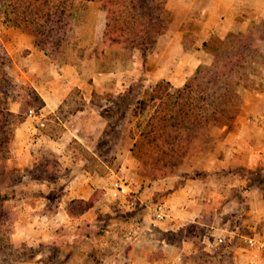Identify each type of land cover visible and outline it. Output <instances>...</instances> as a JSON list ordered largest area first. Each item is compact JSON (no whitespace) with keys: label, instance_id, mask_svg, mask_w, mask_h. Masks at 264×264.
Here are the masks:
<instances>
[{"label":"rangeland","instance_id":"374dc122","mask_svg":"<svg viewBox=\"0 0 264 264\" xmlns=\"http://www.w3.org/2000/svg\"><path fill=\"white\" fill-rule=\"evenodd\" d=\"M137 1L133 13L147 15L149 37L142 45L105 41L103 4L75 0L65 45L53 56L36 47L26 32L7 24L0 11V62L7 76H0V111L7 108L11 123L25 125L23 137H17L21 124L16 127L0 165L5 177L0 196L7 198L5 211L14 220L12 233L0 240V264H63L70 256L59 245L12 236L29 206L48 216L66 201L70 180H85L84 175L101 178L96 200L101 210L113 213L115 222L124 224L147 206L153 222H160L157 209L165 219L169 195L203 178L205 168L223 155L221 143L245 145L253 140L242 128L260 125V118L245 112L249 98L244 94L250 97L261 90L254 78L264 68V0H255L254 12L245 9L244 14L252 16L248 19H254L243 29L247 46L233 31H207L208 14L215 25L233 0ZM252 42L256 48L249 49ZM204 43L218 53L210 56ZM249 59L252 69L246 76L243 68ZM198 66L202 74L197 75ZM217 69L222 71L219 76ZM216 78L222 79L219 85L213 83ZM191 81L194 87L188 92L184 86ZM24 143L30 154L26 151L17 160L15 150ZM258 161L232 169L239 184L227 177L230 168L214 166L220 169L211 175L213 190L204 219L157 234L175 248L176 264L262 262L264 254L245 242L264 239V167ZM115 183L120 186L118 199L111 196ZM179 199L185 201L183 195ZM90 204L76 202L73 207ZM152 223L151 233L157 228ZM101 230L97 231L102 234ZM218 238L226 244L215 246ZM119 241L125 245L123 238ZM105 254L77 264H123L118 263L122 258L104 262Z\"/></svg>","mask_w":264,"mask_h":264},{"label":"crops","instance_id":"0c3cea01","mask_svg":"<svg viewBox=\"0 0 264 264\" xmlns=\"http://www.w3.org/2000/svg\"><path fill=\"white\" fill-rule=\"evenodd\" d=\"M228 5L230 8L219 15V21L215 25L212 23L211 14H208V18H205L207 31L210 30L212 33L219 35H226L230 31L243 34V29L248 22L250 20L254 21V19H248L252 16H246L244 13L245 9H252L251 12H254L255 0H233ZM236 21H239L241 25H236ZM258 71L254 80L257 83L260 82L258 85L261 86V90H255L250 97L244 94L249 98L248 108L245 112L260 118V125L242 128V131L245 130L247 136L249 134L248 137H253V140L245 145L242 143H221L219 148L223 155L220 152L222 156L219 157L218 163L212 161V167L210 169L205 168L206 173L203 178L190 180L184 188L175 190L169 195V201L166 204H170V208L168 207V214L164 220L153 222V212L147 206L133 212L130 220L124 224L115 222L111 217L113 213L107 208L101 210L99 200H96L98 189H101L102 179L97 176L86 177L84 175L81 178L85 180L74 179L68 181L69 183L65 189L67 199L63 203L61 201L52 214L43 216V213L47 212H39L37 211L38 208L29 206L30 212L25 213L27 217H21L16 222L13 238L28 243L45 242L59 245L63 249L66 248V255L70 253V256L63 261V264H77L85 259V261L91 262L89 259H93V255H99L100 257L102 253H106L103 257L104 262L105 259L120 261L122 258L121 262L118 263L135 264L139 261L140 264H176L175 262L179 260V256L176 259L173 258L175 248L157 234H164L168 231L176 232L183 228L186 223L195 222L196 218L201 217L204 219L207 214V201L211 199L213 190L212 180L210 179L211 175H216L215 170L223 168L228 171L230 168L231 174L225 175H228L229 179H234L239 184L242 181L232 169L243 166L250 167L251 163H258V160L264 167V68ZM24 129L25 125L23 123L17 128V137L25 135ZM15 151L17 160L22 159L26 151L30 154L29 146L26 143L18 146ZM20 155L23 156L20 158ZM219 164H221L220 168L214 167L219 166ZM106 192L109 196V190ZM181 195L185 199L183 202L179 199ZM89 201L93 202L94 205L90 204L88 207H80V209L73 207L76 202L85 204ZM184 202L187 203V207L183 205ZM230 206L234 208V203H231ZM101 214L106 215L101 217ZM150 222H153V226L157 227H155L153 233L149 232ZM100 227L103 228V231L101 230L102 234L97 231ZM121 227L122 230H120ZM87 228L90 232L87 231ZM61 232L63 235H61ZM114 237L116 239L112 240ZM122 238L125 245H122L119 241ZM154 246L157 249L156 253H154ZM107 254L112 256L108 257ZM153 256L157 257L156 260ZM39 258L34 259L38 260ZM35 264L38 263L35 262Z\"/></svg>","mask_w":264,"mask_h":264},{"label":"trees","instance_id":"16d2710c","mask_svg":"<svg viewBox=\"0 0 264 264\" xmlns=\"http://www.w3.org/2000/svg\"><path fill=\"white\" fill-rule=\"evenodd\" d=\"M75 0H0V11L5 17V22L12 27L20 29L22 32H26L34 39V45L43 50L47 55L55 54V51H60L64 44V38L67 27L69 24V16L72 8V3ZM97 1L105 7L106 23L105 31L103 34L105 41H113L118 45L128 44V46L134 47L135 45H142L148 40V32H146V14L133 13L138 8L137 0H87ZM148 1V0H146ZM235 32L238 38L246 39V34ZM151 35V34H150ZM238 43V42H237ZM232 46V42L229 43ZM247 46V44H245ZM208 44L204 43V48ZM239 43L236 48H239ZM254 42L250 44L249 49L254 47ZM208 49V48H207ZM210 56H215L217 51H209ZM217 61V60H216ZM214 61L213 58V62ZM253 60L249 59V63H245L243 68L247 73L251 70L250 66ZM215 64V63H214ZM201 66V65H200ZM198 66L195 73L202 74V68ZM5 68V67H4ZM220 70L217 69V75L219 76ZM0 76L2 78L7 77L3 66L0 62ZM220 78L214 79V84H220ZM161 84L156 85L155 90L160 87ZM194 82H187L184 86L188 92L192 89ZM203 94L207 93V89L203 87ZM179 89L176 90L178 92ZM1 110V107H0ZM11 113L8 109L5 112L0 111V165L3 162V155L7 154L10 149V144L13 139V132L16 127L22 123V121L11 123ZM51 139V138H50ZM1 167V166H0ZM5 177L0 172V187L3 186ZM6 197L0 196V240L6 233H12L14 220H9L8 212L5 211ZM89 206V205H88ZM86 206V207H88ZM85 208V207H83Z\"/></svg>","mask_w":264,"mask_h":264},{"label":"built area","instance_id":"2783aa9c","mask_svg":"<svg viewBox=\"0 0 264 264\" xmlns=\"http://www.w3.org/2000/svg\"><path fill=\"white\" fill-rule=\"evenodd\" d=\"M111 196L113 199H118L119 196H120V186L115 183L114 185V188L111 190ZM131 205L134 204V202H131L130 203ZM155 218H156V221H161L164 219V215H163V212H162V209L161 208H158L156 213H155ZM245 242L252 248H255L257 251H261L263 254H264V239H255V238H247L245 239ZM215 243V246L217 245H224L226 244V239H223V238H218L217 240L214 241ZM210 246L212 247L213 245L210 244ZM260 264H264V257H263V260Z\"/></svg>","mask_w":264,"mask_h":264}]
</instances>
